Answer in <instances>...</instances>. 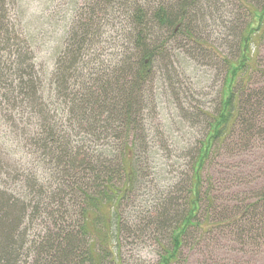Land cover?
<instances>
[{"label":"trees","instance_id":"1","mask_svg":"<svg viewBox=\"0 0 264 264\" xmlns=\"http://www.w3.org/2000/svg\"><path fill=\"white\" fill-rule=\"evenodd\" d=\"M46 4L0 0V264H124L127 225L151 232L155 264H264V0ZM195 50L221 71L220 102L164 183L150 115L174 89L188 101ZM137 197L152 206L128 222Z\"/></svg>","mask_w":264,"mask_h":264},{"label":"rangeland","instance_id":"2","mask_svg":"<svg viewBox=\"0 0 264 264\" xmlns=\"http://www.w3.org/2000/svg\"><path fill=\"white\" fill-rule=\"evenodd\" d=\"M29 14H41L46 8L48 0H25ZM251 22V17L243 10H235L234 16L228 19V27L234 29L236 33H244L247 25ZM258 20L255 21L253 27H256ZM214 24V23H212ZM60 35V34H58ZM58 35L56 37H58ZM226 48L224 51H234L235 39L227 38ZM258 44V41H257ZM257 56L260 52L256 45L253 47ZM197 56H201L200 52ZM227 53V52H226ZM228 55V54H227ZM236 54H233L234 57ZM221 67V65H220ZM187 70L195 77V81L191 78L184 77L185 89L188 91L189 99L184 101L183 94L177 90H172L170 95L165 99L159 100L155 105V110L150 115V124L153 131V136L160 144V149L156 148V160L153 167L161 164L160 169L156 170L159 173L160 180L166 179L164 183H172L177 176L187 171V165L193 161V155L197 147V143L203 139V132L207 118L204 114L214 115L219 106V95L223 80L221 71L217 69L212 58L209 55L191 57V61L187 62ZM185 114L184 118L183 115ZM170 133L178 139L174 140V152L169 153ZM185 140L184 142H181ZM169 156V157H167ZM153 160L150 155L149 161ZM151 177L147 180V188L141 189L138 193L140 196L145 191H153L150 186L153 172H150ZM146 198L145 196H142ZM133 198L131 201H126L123 204L124 218L129 222L128 215L131 213L135 216L143 217L147 210L151 207L150 202H145L143 198ZM127 211V212H126ZM29 226V223L27 224ZM31 227L35 224H30ZM123 259L124 264H155L158 260V246L151 232H137L132 230L129 225L123 233Z\"/></svg>","mask_w":264,"mask_h":264}]
</instances>
